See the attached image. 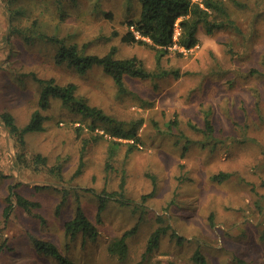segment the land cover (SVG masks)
Wrapping results in <instances>:
<instances>
[{
    "label": "rangeland",
    "instance_id": "obj_1",
    "mask_svg": "<svg viewBox=\"0 0 264 264\" xmlns=\"http://www.w3.org/2000/svg\"><path fill=\"white\" fill-rule=\"evenodd\" d=\"M224 1L237 29L200 27L195 48L157 64L153 50L121 40L140 16L139 0H0V264H56L32 237L76 264H196V251L208 264H264V0ZM45 37L85 55L114 49V59L135 57L148 71L169 74L125 76L120 91L101 66L79 74L56 64L58 45ZM36 79L74 85L77 98L111 122L56 98L43 109ZM35 113L42 130L24 133L21 145L1 115L24 129ZM116 127L137 128L139 140L113 137ZM113 140L124 145L110 160ZM220 172L232 176L213 181ZM123 178L130 204L110 198L98 223L103 192L118 191ZM15 193L37 207L18 206ZM78 208L99 236L84 243L79 235L67 250L64 225ZM158 217L183 240L169 232L146 254ZM136 226L128 257L111 256V240Z\"/></svg>",
    "mask_w": 264,
    "mask_h": 264
},
{
    "label": "trees",
    "instance_id": "obj_2",
    "mask_svg": "<svg viewBox=\"0 0 264 264\" xmlns=\"http://www.w3.org/2000/svg\"><path fill=\"white\" fill-rule=\"evenodd\" d=\"M141 4V13L137 20H131L127 23L129 33L122 36L121 40L128 44H138L147 47L156 53L157 64L161 63V59L170 55L175 51L179 56L183 55L180 50H173L174 45L185 50H191L199 44L198 31L200 27L206 29L208 34H213L221 29H237L235 21L232 19L230 11L224 0H139ZM236 2L235 0H231ZM178 23L180 35L178 40H174L175 25ZM139 32V38L131 30ZM28 33V32H27ZM24 34L25 38L31 39L36 36V30L31 33ZM51 42L58 45V50L55 56V62L58 65L66 64L69 68L74 69L79 74H85L94 66H101L105 72L112 77L120 91H124L125 76H131L139 79L162 78L169 73L160 72L153 73L148 71L143 62L137 58L131 59H114V49L106 56L85 55L82 50L75 44H67L63 39L57 37H45ZM43 86L40 93L39 103L43 109L47 107L50 98L62 100L64 105L73 107L74 111L80 112L84 117H93L101 121L111 122L100 109L92 108L89 104L77 98L76 87L74 85L60 86L56 85L53 80L36 79ZM1 117L5 123V127L10 133V136L18 139L21 145H24V133L30 131L42 130L43 117L38 114H33L29 124L20 129L14 119L9 114H2ZM94 127V126H93ZM138 129L126 130L124 128H114L111 131L113 137L120 139L139 140L137 136ZM205 133L211 135L214 131L212 123L209 119L205 122ZM112 137V138H113ZM16 139V140H17ZM114 149L109 151V159H113L116 149L124 145L121 142L113 140ZM136 143L130 144L135 146ZM131 148V147H130ZM131 148V150H133ZM109 164V163H108ZM109 166V165H108ZM232 175L226 172H220L212 177L213 181L222 183L228 180ZM155 180V179H154ZM153 180V181H154ZM154 192L149 196L154 195L156 182L154 181ZM105 197L102 198L99 206L98 223H101V217L107 207V202L110 198H115L122 205H129L130 202L125 199L126 180L123 178L118 191L107 193L103 192ZM17 205L29 210L31 207H37L36 204H31L28 200L15 193ZM147 197H144L146 199ZM11 203V201H10ZM12 208L9 204L5 210V217L8 216ZM161 224L150 236L147 243L146 254L154 253L160 246V241L163 235L170 232V238L182 243V238L179 237L169 225H163V218L158 217ZM65 235L67 237L66 249L69 250L70 242L77 239L79 235L83 237L84 243L87 241H95L99 236V231L95 223H93L84 211L78 208L74 219L68 221L64 225ZM138 230V226L123 233L121 237L111 240L108 244V253L119 261H124L129 254L127 240L134 235ZM32 243L39 254L48 256L54 260L56 264H76L68 258L60 249L50 241L38 240L32 237ZM3 246H0V253ZM193 261L196 264H208L206 258L200 251H196L193 255Z\"/></svg>",
    "mask_w": 264,
    "mask_h": 264
},
{
    "label": "built area",
    "instance_id": "obj_3",
    "mask_svg": "<svg viewBox=\"0 0 264 264\" xmlns=\"http://www.w3.org/2000/svg\"><path fill=\"white\" fill-rule=\"evenodd\" d=\"M131 30L135 33V35L137 36V38H139V32H135L134 28L132 27ZM180 29L178 27V23H176L175 25V35H174V40L177 41L178 40V37L180 35ZM174 50H180L182 52H187L188 50H185V49H182V48H179L178 45H174L173 47ZM190 51V50H189Z\"/></svg>",
    "mask_w": 264,
    "mask_h": 264
}]
</instances>
